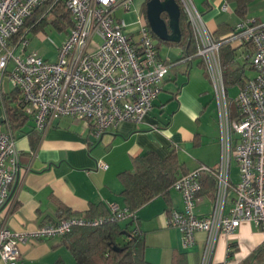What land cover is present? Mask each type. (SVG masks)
<instances>
[{
  "label": "built area",
  "instance_id": "obj_1",
  "mask_svg": "<svg viewBox=\"0 0 264 264\" xmlns=\"http://www.w3.org/2000/svg\"><path fill=\"white\" fill-rule=\"evenodd\" d=\"M62 1L72 25L58 45L55 59L26 52V20L45 5L38 21ZM187 16L194 56L200 59L212 87L216 105L219 161L205 164L180 176L171 186L184 200V210H173L168 220L183 235L184 244L194 241L197 231L206 233L202 260L210 264L220 233L231 234L244 221L253 223L264 235V21L241 18L233 30L215 39L202 12L193 0H176ZM132 0H0V215L11 206L22 182L21 153L11 130L2 89L3 78L17 92L13 105L27 115L42 134L57 118L75 117L91 124L99 139L121 122L141 123L153 108L164 78L173 64L160 59L155 40L143 15L127 23L115 13L128 10ZM223 11L229 5L222 6ZM37 23V22H36ZM97 39V40H96ZM230 43L251 47L254 76L238 85L234 98L228 94L220 47ZM238 169L237 178L232 168ZM105 170L107 164L98 161ZM203 174L215 180L211 211L196 215L194 207ZM128 206L109 205L106 216L70 215L32 231L12 232L0 223V260L14 264L20 244L45 238L64 237L78 227H98L114 221L136 222ZM133 225L126 241L140 236ZM264 264V260L263 263Z\"/></svg>",
  "mask_w": 264,
  "mask_h": 264
},
{
  "label": "crops",
  "instance_id": "obj_2",
  "mask_svg": "<svg viewBox=\"0 0 264 264\" xmlns=\"http://www.w3.org/2000/svg\"><path fill=\"white\" fill-rule=\"evenodd\" d=\"M145 1L133 0L139 15ZM193 1L215 39L230 34L241 18L235 8L231 10L229 0ZM225 3L229 5L228 11L222 10ZM155 44L160 59L174 64L143 122H121L96 139L91 124L75 117L55 119L42 134L28 120L24 129L33 127L39 139L31 145L26 135L16 138L22 182L11 206L1 213L0 223L12 232H28L69 214L106 216L110 204L127 206L120 194L123 189L120 174L133 170L135 160L146 153L164 159L175 150L186 173L201 164L217 165L220 156L217 113L212 87L200 59H181L183 48L177 43L155 41ZM162 45L175 50L167 49L162 55ZM233 46V61L238 65L245 63V74L252 50ZM98 161L105 162L107 168L99 169ZM213 197V188H203L194 213L209 214ZM168 198L167 203L164 197H155L137 211L136 222L120 223L130 222L128 229L133 225L139 228L146 244L144 255L150 263L172 264L176 256L183 255L187 264H199L206 233L197 231L194 241L184 244L179 229L168 224L173 210H184L183 196L170 188ZM19 248L20 255L14 264H75L63 237L26 241ZM263 260L264 235L253 223L244 221L231 234H219L210 264H262ZM0 264L4 263L0 260Z\"/></svg>",
  "mask_w": 264,
  "mask_h": 264
},
{
  "label": "trees",
  "instance_id": "obj_3",
  "mask_svg": "<svg viewBox=\"0 0 264 264\" xmlns=\"http://www.w3.org/2000/svg\"><path fill=\"white\" fill-rule=\"evenodd\" d=\"M147 1H145L142 15L148 25L145 15ZM229 1L235 4L237 15L245 18L248 0ZM45 8L44 5L36 9L26 20L25 28L34 25L31 30L35 31L46 24H51L56 30L66 32L72 25L71 15L62 1L57 2L51 12L38 21ZM180 10L179 23L182 35L180 42L177 44L183 48L184 56L181 59H186L188 56H194L196 46L192 39L187 16L181 7ZM151 34L157 43L164 42L159 40L152 32ZM250 49L252 50L251 47ZM234 50L235 47L230 43H225L220 47L227 86L242 84L247 79L243 72L246 67L245 63L244 65H238L233 61ZM170 64L174 63L170 62ZM249 65L248 68L253 69L251 60ZM4 94L7 118L15 138L26 135L30 138L31 145H34L38 141L39 135L33 127L28 130L24 129L30 118L13 105L17 98L16 90L11 89ZM184 174L186 172L175 150L164 159H160L152 153H146L135 160L133 170L124 171L120 174L123 184L120 194L124 203L136 214L143 205L157 196L164 197L168 203V193L172 184ZM202 177L205 180L201 178V191L206 186L215 189V180L212 176L203 174ZM104 212L103 210L102 213ZM129 225L130 222L122 225L120 222L114 221L98 227H78L63 237V244L72 253L75 264H152L145 258L146 244L142 236H137L128 241L120 238L127 232ZM172 264L187 263L183 255H178Z\"/></svg>",
  "mask_w": 264,
  "mask_h": 264
},
{
  "label": "rangeland",
  "instance_id": "obj_4",
  "mask_svg": "<svg viewBox=\"0 0 264 264\" xmlns=\"http://www.w3.org/2000/svg\"><path fill=\"white\" fill-rule=\"evenodd\" d=\"M132 4L133 0L128 10H124V8L121 7L116 10L115 15L118 18L124 19L127 23L137 22L139 13L137 10H135ZM230 4L231 10H233L235 8V4L233 2H231ZM246 17L264 21V0H248L246 8ZM65 36L66 32L64 30L58 31L51 24H46L42 28L37 29L35 31L31 30L28 33L29 44L27 46L26 52H35L42 57L53 60L55 59L57 53L56 47L62 43ZM167 49L175 50L174 47L169 48L166 45H162V55L165 54ZM254 74V71L250 68L247 67L245 69V75L247 77H252ZM238 85L239 84L234 86H228V94L231 100L233 101V110L234 108H236V102L234 98L238 93ZM2 89L4 92H8L12 89V86L8 81L7 75L3 78ZM237 175L238 169L236 166H233L232 177L236 179ZM123 236L124 235H122L120 238L125 241V238Z\"/></svg>",
  "mask_w": 264,
  "mask_h": 264
},
{
  "label": "water",
  "instance_id": "obj_5",
  "mask_svg": "<svg viewBox=\"0 0 264 264\" xmlns=\"http://www.w3.org/2000/svg\"><path fill=\"white\" fill-rule=\"evenodd\" d=\"M146 20L151 32L161 41L178 43L181 40L180 6L176 0H148ZM1 116L0 107V122Z\"/></svg>",
  "mask_w": 264,
  "mask_h": 264
}]
</instances>
